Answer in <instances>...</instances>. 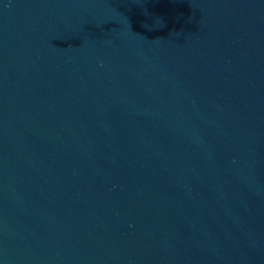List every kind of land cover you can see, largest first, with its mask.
<instances>
[{
	"label": "water",
	"instance_id": "water-1",
	"mask_svg": "<svg viewBox=\"0 0 264 264\" xmlns=\"http://www.w3.org/2000/svg\"><path fill=\"white\" fill-rule=\"evenodd\" d=\"M0 264H264V0H0Z\"/></svg>",
	"mask_w": 264,
	"mask_h": 264
}]
</instances>
